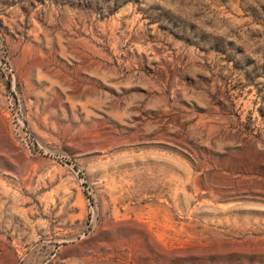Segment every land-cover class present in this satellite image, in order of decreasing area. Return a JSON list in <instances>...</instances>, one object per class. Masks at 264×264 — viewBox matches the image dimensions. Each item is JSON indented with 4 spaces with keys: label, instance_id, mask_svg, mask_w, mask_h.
<instances>
[{
    "label": "rangeland",
    "instance_id": "374dc122",
    "mask_svg": "<svg viewBox=\"0 0 264 264\" xmlns=\"http://www.w3.org/2000/svg\"><path fill=\"white\" fill-rule=\"evenodd\" d=\"M0 264H264V0H0Z\"/></svg>",
    "mask_w": 264,
    "mask_h": 264
}]
</instances>
